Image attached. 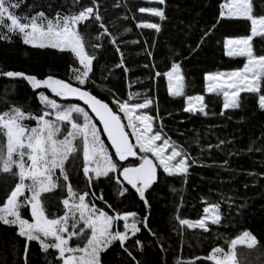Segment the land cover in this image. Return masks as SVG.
Instances as JSON below:
<instances>
[{"label": "trees", "instance_id": "obj_1", "mask_svg": "<svg viewBox=\"0 0 264 264\" xmlns=\"http://www.w3.org/2000/svg\"><path fill=\"white\" fill-rule=\"evenodd\" d=\"M226 2L228 0H165L160 5L156 0H97L103 17L101 22L111 36L102 35L100 22L90 21L81 26L89 41L86 52L96 56L93 71L83 85L75 79L73 70L82 67L71 52L34 48L24 44L18 34H9V40H0V73L20 72L40 81L51 77L81 86L109 104L125 126L124 114L113 100L126 102L133 93L140 95L132 99H151L153 103L146 110L155 118L154 126H162L167 136L196 161L189 169L186 183L183 177H169L158 169L157 182L145 191L148 206L119 172L94 178L89 187L82 171V152L70 161L69 182L78 193H89L86 202L91 206L110 215L135 212L137 219L147 217L148 228L138 224L141 231L135 236L129 233L131 238L124 247L119 241L114 242L102 253V264H177L189 260L212 264L196 258L206 257L214 247L227 249L230 240L243 231H250L259 243L253 249L238 246L237 253H246L251 264H264V110L258 106L257 95L247 93H241L242 107L225 110L224 97L206 90V74L235 71L246 63V57L227 55L225 39L249 35L250 21L221 19L217 23L221 6ZM83 6H92V0H80L79 5H74L73 0H21L20 9L15 11L28 16L43 11L51 19L57 14L77 12ZM141 7L160 8L166 18L161 20L148 12L141 13ZM254 14H264V9H255ZM142 23H157L160 31L139 27ZM5 32L6 29L0 27V33ZM112 38H116V45L110 42ZM96 44L100 47L93 48ZM117 46L123 53L127 72L116 66L121 60L115 50ZM262 49L264 40L254 38V54H264ZM174 63L181 65L184 96H173L168 91L164 73L170 71ZM157 72L162 75L157 76ZM39 94L59 104L81 105L57 96L48 87L36 88L25 79L0 76V114L19 106L33 115L49 111L52 115L47 118L52 119L53 110L41 102ZM194 95L205 97L207 115L184 111L186 98ZM81 107L88 112L83 105ZM76 119L81 122L82 117ZM33 123L34 120H29V124ZM68 127L61 123L62 134ZM99 129L116 162L115 152L107 144L100 126ZM125 129L131 137L129 129ZM136 151L139 153L138 148ZM140 162L129 157L120 163L134 167ZM16 182V178L0 174V206L6 202V195ZM60 183H65L62 178ZM121 187L127 189L124 195L119 194ZM173 188L176 191H172ZM100 196L103 199H99ZM44 198L48 213L57 217L63 215L61 201L67 198L66 188L45 194ZM203 200L221 203V223L211 225L207 233L180 225L179 219L196 220L203 215L202 209L206 206ZM21 211L24 218L31 220L29 208ZM17 232L16 226L0 223V264H26V240ZM137 240L140 244H136ZM56 255L52 249L43 252L36 241L28 242L27 264H48L49 261L61 264L55 259Z\"/></svg>", "mask_w": 264, "mask_h": 264}, {"label": "snow or ice", "instance_id": "obj_2", "mask_svg": "<svg viewBox=\"0 0 264 264\" xmlns=\"http://www.w3.org/2000/svg\"><path fill=\"white\" fill-rule=\"evenodd\" d=\"M156 2L163 5L165 0H156ZM73 3L79 5L80 0H73ZM20 7L21 0H0V27L6 29L5 33H0V40H9L11 38L9 34H18L24 44L34 48L50 47L71 52L82 66V70H73L76 73L75 79L80 85L85 84L93 71V61L96 56L86 52L89 41L86 31H82L81 26H86L90 21L100 22L99 28L104 30L102 35L111 36L101 22L103 17L97 0H92V6H83L79 11L67 15L57 14L51 19L43 11L31 16L20 15L15 11ZM255 9H264V0H228L221 6L217 23L221 19H243L250 21L251 25L249 35L239 39H228L226 42L229 46L227 55L246 57L243 68L206 76V80L210 82L207 91L224 97L225 110L242 107L241 93L257 95L258 106L264 110V54L256 55L253 51L254 38L264 40V14H254ZM139 11L148 12L161 20L166 18L164 11L160 8L141 7ZM138 26L160 31V25L157 23H142ZM95 38L98 40L100 36L97 35ZM110 42L116 45V38H112ZM233 45L239 47L233 48L231 47ZM92 47L98 48L100 45L96 44ZM115 50L121 56L120 63L116 66L124 68L125 72L129 71L124 67V57L119 46ZM156 75L162 74L157 72ZM164 75L169 80L170 95L184 96L181 65L174 63L171 70ZM0 76L22 78L36 88L51 87L57 96L65 99L82 100L102 123L103 131L107 134L118 158L114 162L108 154L96 125L82 107L75 105L62 107L55 100L41 95V102L47 108L57 110L55 120L47 118L52 115L49 111L33 115L30 112L26 113L19 106L0 114V174H7L17 179L6 195V202L0 206V223L16 226L18 236L25 238L26 264L28 242L32 241L38 242L45 253H48L49 249L55 250L57 253L55 259L61 264H102V253L106 252L114 242L119 241L121 247H124L125 242L131 238L129 232L135 236L141 231L138 224L148 228L147 217L142 220L137 219L135 212L110 215L86 202L89 195L87 191L80 194L74 190L69 182L68 166L79 153L82 152V171L88 179L89 187L92 186L94 178L108 177L110 173L119 172L124 181L139 194L140 199L144 200L146 206L148 201L145 198V191L157 182L158 169L169 177H183L186 183L189 169L196 161L184 147L167 136L162 126L159 128L154 126L153 116L143 112L138 113V110L150 107L153 103L151 99L145 98L142 103L131 105L113 100L128 121L125 126L121 122V117L109 104L88 91L81 90L80 87H73L70 83L53 80L51 77L40 81L34 76L13 71L0 73ZM139 95V93H133L129 99L138 98ZM187 100L188 106L184 111L208 114L205 111L207 104L204 103V96H189ZM76 117H82L83 122H78ZM26 120L36 121V126L30 127L25 123ZM61 123L70 126L64 130L63 134ZM125 127L132 130L131 135L135 137V144L129 141V133L125 131ZM78 140L79 144L76 143ZM137 148L139 153L136 151ZM148 154L155 157L156 162L150 159ZM129 157L137 158L141 162L135 167L122 166L120 162L128 160ZM91 173H94V177ZM61 178L65 183H60ZM116 182L121 183L118 177ZM65 188L67 198L61 201L64 206L63 215L57 217L48 213L44 195L58 189L63 191ZM172 191L176 189L173 188ZM126 192L127 189L121 187L119 194L124 195ZM98 198L103 199L102 196ZM202 202L206 205L202 209L203 215L196 220L179 219L180 225L190 229H201L207 233L211 231V225L221 223V203L207 200ZM24 208H30L33 222L30 223L22 216L21 210ZM130 217L132 220L129 223ZM117 221L124 222L123 231L114 230ZM81 238H83L82 245L70 243L74 239ZM258 243V239L250 231H243L238 237L230 240L227 249L214 247L209 255L196 259H206L212 264H251L246 253H237V247L242 245L247 249H253ZM136 244H140V241L137 240ZM125 251L128 249L125 248ZM48 264L52 262L49 261ZM177 264H196V261H178Z\"/></svg>", "mask_w": 264, "mask_h": 264}, {"label": "rangeland", "instance_id": "obj_3", "mask_svg": "<svg viewBox=\"0 0 264 264\" xmlns=\"http://www.w3.org/2000/svg\"><path fill=\"white\" fill-rule=\"evenodd\" d=\"M224 4V3H223ZM226 11V10H225ZM5 23H8L7 21H5ZM237 39H239V38H237ZM231 47H233V48H238L239 46L238 45H233V46H231ZM229 50V46H227V51ZM82 67V66H81ZM80 70H82V69H80ZM209 75V74H208ZM207 76V75H206ZM205 79H206V77H205ZM222 80L223 79H226V78H221ZM166 80H167V87H168V91H169V80H168V77L166 76ZM173 83H175V81H173ZM210 82L209 81H207L206 80V90H207V86H208V84H209ZM40 87H42V86H40ZM44 87V86H43ZM48 88H50L51 89V91H52V88L51 87H48ZM53 92V91H52ZM54 93V92H53ZM41 95L42 94H39V98L41 97ZM44 96V95H43ZM195 96H200V95H194V96H191V97H195ZM188 98V97H187ZM187 98H186V106L185 107H187L188 106V100H187ZM145 98H143V99H139V100H136V99H129L128 101H126L127 103H129L130 105L131 104H135V103H142L143 102V100H144ZM41 100V99H40ZM57 103V102H56ZM57 104H59V103H57ZM62 107H70V106H73L74 104H60ZM75 106H79V107H81V105H79V104H75ZM53 110V109H52ZM55 111H57V110H53V120H55ZM139 112H143V113H146V114H148L149 115V113L147 112V110L146 109H142V110H138V113ZM123 113V112H122ZM124 114V113H123ZM90 117L92 118V122L95 124V122L93 121V117L90 115ZM125 120H126V123H128V121H127V119L125 118ZM83 122V118H82V120H81V123ZM25 123L26 124H28L30 127H35L36 126V121H34V123L33 124H29V120H26L25 121ZM96 125V124H95ZM96 127H97V129H98V131H99V133H100V129H99V126L98 125H96ZM129 129V128H128ZM131 129H129V132H130V134H131ZM131 137H132V139H133V144H135L136 143V141H135V137H133L132 135H131ZM100 138H101V140H103L102 139V137H101V133H100ZM104 141V140H103ZM104 144H105V142H104ZM105 147H106V149L108 150V154L111 156V154H110V150H109V148L107 147V145L105 144ZM112 157V156H111ZM149 158L150 159H152L154 162H156L155 161V157H152L151 156V154H149ZM158 163V162H157ZM135 167V166H134ZM91 174H93L94 175V173H91ZM123 177V176H122ZM91 206V205H90ZM30 209V208H29ZM131 220H132V218L130 217V220H129V223L131 222ZM29 222L31 223V222H33V220H32V218H31V220H29ZM123 224H124V222L123 221H117L116 222V224H115V226H114V230H120V231H123L124 229H123ZM122 226L121 228H119V226ZM130 233V232H129ZM74 242V243H73ZM77 242H79V244H83V239H81V240H77V241H72V242H70V243H72L73 245H75V244H77Z\"/></svg>", "mask_w": 264, "mask_h": 264}, {"label": "water", "instance_id": "obj_4", "mask_svg": "<svg viewBox=\"0 0 264 264\" xmlns=\"http://www.w3.org/2000/svg\"><path fill=\"white\" fill-rule=\"evenodd\" d=\"M71 85H72L73 87H80L81 90L88 91L90 94H92L88 89H85V88H83V87H81V86H77V85H74V84H71ZM92 95H94V94H92ZM94 96H95V95H94ZM97 98H98V97H97ZM68 99H69L70 101H74V102H78V103H80L81 105H83V106L88 110V112L91 114V116L94 118V120H95V121L98 123V125L100 126L101 131H102V134H103V136H104V138H105L107 144H108L109 147L115 152V150L112 148L111 142L108 140L107 134L103 131V125H102V123L99 121L98 118L95 117V113L92 112L91 108H90L88 105H86L82 100H79V99H76V98H68ZM98 99H100V98H98ZM102 101H103V100H102ZM103 102L106 103L105 101H103ZM121 122L123 123L122 120H121ZM125 131L127 132L126 129H125ZM127 133H128V132H127ZM129 141L132 143V139H131L130 135H129Z\"/></svg>", "mask_w": 264, "mask_h": 264}, {"label": "crops", "instance_id": "obj_5", "mask_svg": "<svg viewBox=\"0 0 264 264\" xmlns=\"http://www.w3.org/2000/svg\"><path fill=\"white\" fill-rule=\"evenodd\" d=\"M228 39H237V38H226V39H225V51H226V53L228 52V51H227V44H226V42H227ZM227 72H231V71H224V73H227ZM218 73H219V72H218ZM209 74H214V73H209ZM206 75H208V74H206ZM205 77H206V76H205ZM205 81H206V79H205Z\"/></svg>", "mask_w": 264, "mask_h": 264}]
</instances>
